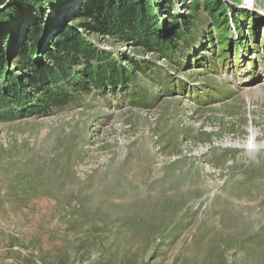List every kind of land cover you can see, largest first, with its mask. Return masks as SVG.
<instances>
[{"label":"rangeland","instance_id":"rangeland-1","mask_svg":"<svg viewBox=\"0 0 264 264\" xmlns=\"http://www.w3.org/2000/svg\"><path fill=\"white\" fill-rule=\"evenodd\" d=\"M82 1L66 0L62 25L76 19ZM214 1L180 0L172 12L196 16L187 40L205 43L197 65L194 56L191 65L185 60L183 37L168 57L73 26L120 67L130 68L125 55L152 66L102 95L81 86V58L27 107L0 98V264H264V87L244 85L264 60L254 73L237 67L233 37L229 57H218L207 9ZM222 3L228 19L242 11L264 19V0ZM5 18L2 42L17 35L7 70L26 83L19 53L31 44L32 22ZM263 22L251 45L260 42L264 52ZM169 72L206 93L212 86L217 99L183 97L174 80L167 94Z\"/></svg>","mask_w":264,"mask_h":264},{"label":"trees","instance_id":"trees-1","mask_svg":"<svg viewBox=\"0 0 264 264\" xmlns=\"http://www.w3.org/2000/svg\"><path fill=\"white\" fill-rule=\"evenodd\" d=\"M189 1L182 0L181 3L188 4ZM65 2L66 0H0V5L6 4L0 9V19L7 17L10 20H21V25L26 20L32 22L30 24L32 29L28 35L31 44L30 46L25 44L19 53L23 65L25 64L29 71L25 83L17 77L19 75L7 70L9 49L17 35L12 34L8 37V42L3 43L6 31L0 20V67L6 66L4 71L0 70V98H3V101L9 99L18 104L19 108L31 105L36 94L48 91L52 83L67 72H71L70 69H73V65L81 58L86 62L81 86L85 89L91 86L102 95L107 90L114 94L119 88L133 83L126 77L133 78L135 83L137 72L152 66L148 62L134 60L125 55L124 58L128 59L130 68L120 67L112 53L95 48L73 26L96 38L112 36L124 43H132L147 50L157 49L164 55L170 54L168 57H171L178 51L180 38L188 39L193 19L196 17L193 14L188 16L185 12L172 13L175 11V4L180 0H83L77 10L76 21L73 19L65 26L57 19ZM47 6L52 7L55 17L45 18ZM207 9H211L210 16L217 24V33L221 34L219 48L225 53L223 35L229 23L222 0H215L212 5H207ZM248 18L249 13L246 11H242L241 14L238 12L236 19L233 17L239 31L242 29L241 22L245 23ZM168 19L170 33L163 28ZM48 34L52 35L46 37ZM186 43L189 47L188 40ZM121 57L123 58V55ZM50 60L53 62L52 65ZM23 65L20 67L23 68ZM172 80L173 77L168 75L162 81L167 93H172L170 91L174 86ZM175 88L182 90L184 87L180 88L175 84ZM142 100L144 98L141 102ZM62 101L65 99L61 97L59 102Z\"/></svg>","mask_w":264,"mask_h":264},{"label":"bare ground","instance_id":"bare-ground-1","mask_svg":"<svg viewBox=\"0 0 264 264\" xmlns=\"http://www.w3.org/2000/svg\"><path fill=\"white\" fill-rule=\"evenodd\" d=\"M68 6V5H67ZM250 90V89H249ZM252 91V90H251ZM258 91H260V90H258ZM250 92V91H249ZM254 92V91H253ZM260 93V92H259ZM252 94V93H251ZM254 94V93H253ZM253 94L252 95H246L247 97H251L252 98V96H253ZM254 97V96H253ZM254 138H253V136H252V139H250L249 140V144H248V146H246L247 147V149L249 148V147H251V145H254ZM252 147H254V146H252ZM258 149V148H257ZM254 150L255 149H252L250 152H249V154H254V153H257V152H254Z\"/></svg>","mask_w":264,"mask_h":264}]
</instances>
